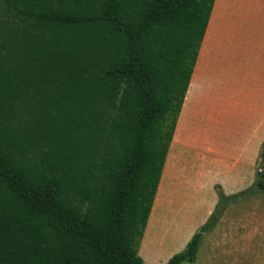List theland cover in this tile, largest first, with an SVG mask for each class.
Segmentation results:
<instances>
[{
  "label": "trees",
  "instance_id": "16d2710c",
  "mask_svg": "<svg viewBox=\"0 0 264 264\" xmlns=\"http://www.w3.org/2000/svg\"><path fill=\"white\" fill-rule=\"evenodd\" d=\"M214 3L0 0V264H146ZM256 163L167 264L194 262L228 205L264 193V142Z\"/></svg>",
  "mask_w": 264,
  "mask_h": 264
},
{
  "label": "rangeland",
  "instance_id": "374dc122",
  "mask_svg": "<svg viewBox=\"0 0 264 264\" xmlns=\"http://www.w3.org/2000/svg\"><path fill=\"white\" fill-rule=\"evenodd\" d=\"M210 132L211 141L203 144L193 135L174 137L149 230L139 249L146 264H167L174 254L183 251L190 230L208 210L207 202L218 196V204L220 190L232 195L255 182V167L248 157L252 148L243 144L246 134L239 136L243 142L236 146L230 137L220 140L217 135L219 139L215 140L212 128ZM244 152L247 154L243 157ZM170 194L173 203L168 205ZM182 264H264V193L228 205L216 226L204 234L197 259Z\"/></svg>",
  "mask_w": 264,
  "mask_h": 264
},
{
  "label": "crops",
  "instance_id": "0c3cea01",
  "mask_svg": "<svg viewBox=\"0 0 264 264\" xmlns=\"http://www.w3.org/2000/svg\"><path fill=\"white\" fill-rule=\"evenodd\" d=\"M186 107L190 114L182 138L193 135L197 143L211 141L212 128L215 140L230 137L239 146L243 142L239 136L246 134L243 144L252 148L248 157L255 167V181L256 162L264 142V0H215L174 137ZM213 199L207 202L208 210L190 230L183 246L207 221L218 196ZM167 202L173 203L171 194ZM149 226L150 221L143 243Z\"/></svg>",
  "mask_w": 264,
  "mask_h": 264
}]
</instances>
